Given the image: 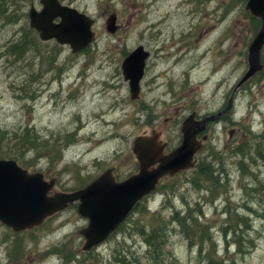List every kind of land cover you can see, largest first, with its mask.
Here are the masks:
<instances>
[{"label":"rangeland","instance_id":"rangeland-1","mask_svg":"<svg viewBox=\"0 0 264 264\" xmlns=\"http://www.w3.org/2000/svg\"><path fill=\"white\" fill-rule=\"evenodd\" d=\"M247 2L62 0L95 20V41L74 53L30 28L40 0H0L2 154L56 179L57 192H75L109 168L126 179L138 171L137 137L155 127L175 140L187 116L211 117L233 98L228 113L209 123L199 168L162 182L101 245L81 251L78 233L89 221L74 204L24 233L0 223V264H264V70L238 87L261 23ZM139 46L150 56L133 100L122 63ZM27 128L37 136L32 148L1 135ZM200 167L213 171L212 183L197 184ZM145 210L165 220L166 247L147 245ZM175 213L198 220L197 230L186 226L199 239L186 237Z\"/></svg>","mask_w":264,"mask_h":264},{"label":"water","instance_id":"water-1","mask_svg":"<svg viewBox=\"0 0 264 264\" xmlns=\"http://www.w3.org/2000/svg\"><path fill=\"white\" fill-rule=\"evenodd\" d=\"M40 4L42 9L31 6L28 16L30 28L39 33L41 41L56 40L61 45H69L74 53L85 50L95 41L93 18L61 0H40ZM246 10L261 20V27L249 45L248 70L238 87L264 70V0H248ZM117 28V15L112 14L107 31L114 33ZM149 56L150 53L139 46L122 63L133 100L140 96V83ZM232 103L233 98L226 109L200 122L196 121L195 113L186 117L182 123V144L169 155H161L165 147L158 146L157 133L137 137L133 142V153L139 171L121 182L110 168L86 187L72 193H60L55 189V179L47 181L42 172L32 173L16 160L0 159V222L20 234L42 226L49 218L78 203L79 215L89 221L78 233L84 239L81 250L84 253L91 251L126 221L138 203L156 191L161 179L198 165L195 157L208 137L198 140L197 136L210 122L228 113Z\"/></svg>","mask_w":264,"mask_h":264},{"label":"trees","instance_id":"trees-1","mask_svg":"<svg viewBox=\"0 0 264 264\" xmlns=\"http://www.w3.org/2000/svg\"><path fill=\"white\" fill-rule=\"evenodd\" d=\"M6 2H8V0H5ZM259 20V19H258ZM260 21V20H259ZM261 22V21H260ZM261 23L259 24V29H260ZM259 29L257 30V32L259 31ZM18 46V47H17ZM17 46L18 51L20 54L23 53V51L26 49L24 48V46L22 45V43H19ZM1 135L7 137V138H3V139H9L8 137L11 136V139L14 138L13 140L17 139L19 141H17V144H15L16 147L18 146V142H21L23 144V148L26 147H31V145L33 144L32 141L36 140V134L30 135L29 136V129H25V131L19 136L18 134H14L13 132H1ZM29 139V140H28ZM13 142V141H11ZM2 151H5V149L3 147H1L0 145V157H5V158H0V159H13L15 160V158L10 157H6L4 156V154H2ZM243 156L247 157V154H244ZM199 168V166H197ZM28 168V167H27ZM205 169L201 168L199 169V171H197V184L200 183H212L214 181V177H213V171L211 172H205ZM141 203H139L137 205V207L135 208V210H138L139 205ZM145 212L148 213L149 215V219H150V226L147 227L148 230H145L143 232V236L146 238V243L150 248H154V249H159L161 247H166L167 246V230H166V223L165 220L161 218V215H155V214H150L147 210H145ZM174 221L181 223V225H185L184 229V233L186 234V237L190 238L191 241H193L194 239H199L200 237L196 238L197 235H193L191 234L189 228H187L188 226H186V224L189 225V227L193 228L194 230H197L200 227V224H198V220L196 218H191L190 215L186 216L185 218H181L179 217L178 213H175V215L172 218ZM166 225V226H165ZM183 227V226H182ZM190 231H189V230ZM148 232V233H147ZM193 233H198L197 231L193 232ZM207 233V237L206 240H211V236L209 235V230H206ZM202 243V242H201Z\"/></svg>","mask_w":264,"mask_h":264},{"label":"flooded vegetation","instance_id":"flooded-vegetation-1","mask_svg":"<svg viewBox=\"0 0 264 264\" xmlns=\"http://www.w3.org/2000/svg\"><path fill=\"white\" fill-rule=\"evenodd\" d=\"M32 6H34V5H32ZM42 9V8H41ZM40 9V10H41ZM144 74H145V72H144ZM195 119H196V121H202V119L203 118H205V117H198L197 116V114L195 113ZM183 123V122H182ZM207 130H208V127H207V129L204 131V132H202V133H200L198 136H197V138H198V140H202V138L204 137V136H207L208 137V139L206 140V141H203V143H204V146H203V149H204V147H205V144L207 143V141L210 139V137H209V134L207 133ZM151 132H155V133H157L158 134V146L159 147H165V149H164V151L162 152V154L161 155H163V156H166V155H169L170 153H172V152H174L176 149H178L180 146H181V144H182V141H183V134H182V124H181V126H180V133L178 134V135H176V139L174 140V138H171V137H167L166 136V134H165V131H162L161 129H159V131H156V128L155 127H152V131ZM151 132H150V134H151ZM149 134V135H150ZM144 135H146V134H144ZM143 135V136H144ZM148 135V134H147ZM202 149V150H203ZM201 150V151H202ZM200 151V152H201ZM199 152V153H200ZM198 153V154H199ZM135 160H136V158H135ZM136 163H137V166H138V170H139V163H138V161L136 160ZM158 166V164L155 166V167H157ZM114 169V175H115V168H113ZM138 172V171H137ZM136 172V173H137ZM185 172H188V171H184V172H182V173H185ZM135 173V174H136ZM182 173H178V174H176V175H174V176H171V175H168V176H166V177H164L163 179H161V181L159 182V185L157 186V189H156V191L154 192V193H152L151 195H149L148 197H151L153 194H155L156 192H158V190H159V188H160V185H161V183L162 182H166V181H169V180H171V179H174L176 176H178L179 174H182ZM132 175H134V174H131L130 176H132ZM129 176V177H130ZM115 177H116V175H115ZM129 177H127V178H129ZM126 178V179H127ZM52 179H54V178H52ZM117 179V178H116ZM56 180V179H55ZM125 180V179H124ZM118 182H121V181H119V180H117ZM123 181V180H122ZM56 185H57V181H56ZM148 197H146V198H148Z\"/></svg>","mask_w":264,"mask_h":264},{"label":"bare ground","instance_id":"bare-ground-1","mask_svg":"<svg viewBox=\"0 0 264 264\" xmlns=\"http://www.w3.org/2000/svg\"><path fill=\"white\" fill-rule=\"evenodd\" d=\"M61 1H62V0H61ZM203 119H204V118H203ZM203 119H202V120H203ZM212 123H214V122H212ZM212 123H211V124H212ZM212 125H213V124H212Z\"/></svg>","mask_w":264,"mask_h":264}]
</instances>
